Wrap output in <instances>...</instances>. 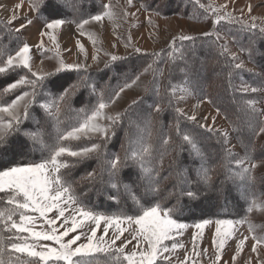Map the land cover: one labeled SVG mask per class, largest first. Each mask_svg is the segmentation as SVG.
Returning <instances> with one entry per match:
<instances>
[{"label": "snow or ice", "instance_id": "6c2138e0", "mask_svg": "<svg viewBox=\"0 0 264 264\" xmlns=\"http://www.w3.org/2000/svg\"><path fill=\"white\" fill-rule=\"evenodd\" d=\"M27 2L28 11L34 13L35 20L42 24L39 42L29 44L20 35L22 30L34 24L32 18L24 17L25 22L14 30L7 26L0 30V78L15 76L0 88V149L7 151L9 145L19 144L22 148L30 147L29 156L37 152L39 156L7 163L0 161V264H188L189 261L198 264L193 257L206 255L209 251L208 248L197 250L206 228L209 231L214 229L212 264H220L230 240L236 241L231 256V264H236L249 239L253 241L250 252L255 258L249 255L243 264H264L261 256L264 235L255 234L251 226L250 235L240 233V226L249 222L248 213L254 209L264 211V202H258L264 200V196L258 198L250 191L254 180L252 174L257 167L264 166V159L255 158L247 146L242 156L233 152L228 130L217 127L216 120L223 115L234 131L237 123L230 118L227 109L212 98L204 96L187 111L176 106L192 93L186 86L188 79L184 68L180 69L185 73L183 82L174 83L170 78L171 66L177 60L186 62L183 42L204 39L218 48L219 55L224 57L229 87H233V76L245 71V65L236 53L230 52L227 37L217 26L227 23L239 31L259 32L264 36V26L256 23L257 19L264 23V18L252 16L250 4L247 6L249 16L245 20L244 10L240 9L241 16L237 17L234 15L236 9L228 10V3L217 5L214 0H190L195 8L203 10L206 19L211 20V30L202 32L199 37L186 34L172 37L166 49L150 53L134 44L129 32L126 38L117 37L118 40L125 39V48L132 50L121 56L97 47L102 41L90 26L102 25L105 19L113 22L117 18L128 23L143 10L148 13V24L157 29L152 17L160 13L144 0L138 8L134 0H125L120 13L115 11L111 2L104 3L103 0H87L88 11L81 10L86 0ZM93 5H97L95 11H91ZM23 6L24 0L14 6L8 25L20 18L17 13ZM129 8H136V11H129ZM70 24H75L79 37L86 36L91 42L95 49L91 56L77 39L76 48L83 59L67 62L64 58L58 33ZM152 35L150 33V37ZM45 37L52 47H47ZM112 47L115 48L116 44ZM240 50L246 51L243 47ZM69 51L63 49V52ZM101 52L108 58L103 61L105 68L129 59L130 55L141 57L144 63L141 70L126 76L122 84L109 91L106 87H99L89 73L91 65L88 60L101 62ZM36 53L42 57L41 65L44 59H55L53 70L42 67L34 70ZM48 53H54V56ZM161 62L170 65L168 77L164 76V69L158 67ZM149 72L153 79L150 87L144 88L145 95L133 99L123 111L116 110L123 94L136 87L141 76ZM162 80L167 81L163 87ZM82 89L88 94L85 102L82 107L73 108L72 101ZM238 91L242 94L264 92V83L256 87L242 81ZM204 102L212 104L215 115L209 113L198 117L196 109ZM260 102L258 99L242 101L243 109L253 119L259 117L256 125H250L254 137L264 134V110L256 107ZM165 105L175 113L167 130L159 124ZM38 111L55 130L51 142L44 138L42 128L28 126L32 122L40 124L36 115ZM133 112L144 113L140 123L135 124L136 133L130 135L125 129L121 151L110 152L109 144L125 121L129 126L134 123L130 119ZM68 113L73 115L68 116ZM188 122L204 130L206 135L198 137ZM201 140H215L223 151L221 189L228 180L241 182L237 191L246 206L239 217L222 218L215 214L216 218L201 217L192 224L182 221L178 208L181 198L189 202L200 201L208 191L216 188L217 168L209 164L210 154L200 147ZM185 146L191 157V167L179 168L175 183L170 190H165L160 177L164 160L170 150L179 156ZM88 161H95L96 167L76 179L73 172ZM172 163L175 164L176 160L173 159ZM125 169L137 170L129 175L128 183L122 178ZM132 175L136 179H132ZM167 179L169 177L163 178ZM246 183L249 187H244ZM85 184L89 187L102 185L109 201L119 204L123 196L125 201L132 202V207L116 214L97 211L85 202L87 193L81 190ZM165 191L166 195L163 194ZM172 198L177 204L169 206L168 201ZM189 228L195 229L191 253L179 239ZM178 250H184L183 259L176 255Z\"/></svg>", "mask_w": 264, "mask_h": 264}, {"label": "rangeland", "instance_id": "374dc122", "mask_svg": "<svg viewBox=\"0 0 264 264\" xmlns=\"http://www.w3.org/2000/svg\"><path fill=\"white\" fill-rule=\"evenodd\" d=\"M21 0H0V30L5 29L4 25L7 22L5 17L9 19L12 15V10L17 3H20ZM104 3H109L114 6L115 11L120 13L121 7H125V0H103ZM144 2L151 5V8L157 10L160 15L153 16V21L155 25H158L157 29H154L151 25L148 24L147 15L148 13L141 10L137 13V18L130 19L128 23H124L122 19L117 18L113 22H109L107 19L103 22L102 25H91L90 30L97 32L100 41L102 44H98L97 47H102L104 50L112 52L117 55L125 56L132 52L131 48H125V39H117L118 36L126 38L127 35L131 34L133 43L141 47L146 52L160 51L161 49H166L168 43L171 41L172 37L179 36L180 34L193 35L199 37L202 32L209 31L212 29V24L210 19H206L202 9L195 8L190 0H144ZM207 2V0H204ZM215 4H224L228 3V9H245L249 4L252 6L251 14L259 13L264 10V0H235L234 3L230 0H214ZM141 0H134L136 7H140ZM244 6V7H243ZM97 5H93L91 11L96 10ZM82 11H88L87 0L81 9ZM129 11L135 12L136 8H129ZM69 11V17L71 16V9ZM239 11V10H238ZM240 12V11H239ZM237 13V12H236ZM20 18L14 21V26L11 28L19 27L21 23H24V17L34 19V24L28 26L22 30L21 35L25 38L29 44L38 43L40 40L39 30L42 27V24L39 20H35V14L28 11V2L24 0L23 9L19 10L17 13ZM240 17V15H236ZM197 17V18H193ZM243 19L247 20L243 17ZM258 26H264L262 23L257 22ZM135 24V27H130V25ZM116 25H120L117 27ZM222 34H225L228 41V48L230 52H234L239 56V59L244 62L245 71L240 73L239 76L234 75L232 79L233 87H229L228 78H227V67L225 66L224 57L219 55V49L210 45L207 40L197 39L195 42L184 41L182 47L186 50V62L184 60H177L175 65H172L171 80L174 83L183 82L185 79V73L181 72L180 69L184 68L187 73V87L191 91L190 96H186L184 100L178 102L176 106L185 109L186 111L192 108L193 105H196L200 99L204 96L210 97L217 102L222 108L227 109L230 118L237 123V130L234 131L232 125L228 120L223 118V115L217 117L216 126L227 129L229 132L230 147L237 155L245 154V147L247 146L248 150L252 152V155L258 159H264V134L254 137L251 131L250 125H256L259 117L253 119L249 113H247L242 106V101L246 99H258L261 100L260 103L256 105L258 109L264 110V92L257 93H247L242 94L238 89L242 86V81L250 86H261L264 83V36L255 33L242 32L239 31L235 26L224 23L223 26H217ZM150 33L153 35L150 37ZM235 37V39H233ZM80 41L88 49L89 55L95 51L91 42L88 38L79 37L75 24L66 25L58 33V40L62 50V54L67 62H74L78 59H83L82 56L78 54L76 48V41ZM38 41V42H37ZM116 44V47L113 48L112 45ZM177 45L181 46L180 42L177 41ZM47 47H49L47 45ZM241 47L245 48L246 51H241ZM63 49H70L69 52H63ZM249 53L251 55H249ZM49 56H54V53H48ZM101 62L93 63L91 59L88 60V64L91 65L89 73L91 79L94 80L99 87H106L109 91L111 89L117 88L118 85L122 84L126 76H131L135 72L141 70V66L144 61L141 57L137 55H130L129 59L124 61H118L116 64L112 65L110 68H105L103 61L108 58L103 55V52L100 53ZM41 55L36 53L35 55V64L34 70H39L41 67L45 70H53V67L56 63L55 59H44L43 64L41 65ZM166 59V58H165ZM158 67L164 69V76H169V67L170 65L164 62H161ZM251 70V71H247ZM95 72H97L95 74ZM100 73V75H99ZM100 77V78H99ZM15 76L11 75L10 79H14ZM75 79V78H74ZM153 79L152 74L145 73L141 76V79L138 85L132 89H128L126 93L123 94V99L115 106L116 110L123 111L133 99L137 97L144 96V88L150 87V81ZM166 80H162L163 84L166 83ZM235 89V90H234ZM87 90L82 89L80 93L77 94V97L72 101L73 108L82 107L85 99L87 97ZM7 100V96L4 97ZM151 102V99L150 101ZM165 110L159 117V124L164 126V129L167 130L168 126L173 122V116L175 115L172 108H167L165 105ZM198 117L207 115L211 113L215 115V109L212 104L204 102L196 109ZM37 117L40 118V124L37 125L35 122L30 123L28 126L36 129L42 128L44 131V138L50 142L51 137L55 134V130L50 123H46L42 117V112L36 113ZM73 113L70 114V116ZM143 112H133L130 114V119L134 123L129 126V122L126 120L124 125L120 130L117 131L116 138H114L109 144L110 152H120V145L125 139V129L128 130L130 135L136 133V123H140L141 118L143 117ZM203 123V121H201ZM211 123V121H209ZM158 124V127H159ZM189 128L194 129V134L198 137H203L206 135L204 130L195 128V125L188 122ZM30 145V142H28ZM200 147L206 153H209V164L211 165L212 160L218 162L219 171L222 173L224 171L222 165L224 163L223 151L215 143V140L204 141L201 140ZM30 147H21L19 144H11L8 147L7 151L0 149V161L7 163L10 161H20L31 159L39 156V153H35L34 156H29ZM3 156V157H2ZM5 156V157H4ZM180 158V159H179ZM173 159L176 160V163L173 164ZM215 162V163H216ZM198 163V161H197ZM163 170L166 169V172L161 176L162 186L165 190H170L173 183H175V173L179 168L182 167H191V157L188 155L187 146L185 150L179 153L177 156L175 151L170 150V154L164 160ZM96 167L95 161H88L85 164L80 165L74 172L73 176L76 179L86 171H90L91 168ZM136 169H125L122 173V178L125 183L129 182V175L135 173ZM168 171H172L169 175ZM256 176L251 182L250 188L253 187L254 182H257L258 189L264 192V166L257 167L254 172ZM191 174V173H190ZM164 177H169L167 180H163ZM132 179H136L135 175H132ZM220 179L216 181V188L210 190L207 193V196L202 198L200 201L189 202L186 198L185 201L189 202L191 205L197 206V208H202L200 215H194L192 222H186L192 224L198 222L197 219L201 217H211L214 212L212 209L215 206V203H220L223 192L232 193V196H236L237 188L240 184L235 186L225 188V184L222 189L220 186ZM230 185V184H229ZM237 186V188H235ZM232 189V190H231ZM81 190L86 193H91V198H94L96 194H99L100 197L104 200L103 204L106 206L103 210L95 208L97 211L104 212L107 214H116L122 210L127 211L132 205L130 201H125L122 196L123 203H127L128 209H122V207H116L109 203L107 198L108 193L105 191L102 185L97 184L95 187H89L88 185H82ZM238 193V192H237ZM167 194V191L163 193ZM90 195V194H89ZM84 197L85 202L91 206L88 196ZM264 195V193H263ZM176 200L172 198L168 201L169 206L173 205ZM108 201V202H106ZM240 201V199H239ZM210 207V208H209ZM205 208V209H204ZM199 212V211H198ZM248 223L240 226V233L243 235H250L249 226L253 229L255 234L264 235V211H257L254 209L251 213L247 214ZM59 223V222H58ZM195 231L193 228H189L183 236L179 239L186 245V248L191 253L192 248V234ZM214 234V229L209 231L208 228L204 231V236L202 241L199 243L198 251L203 248H208L209 251L206 255H201L200 257H193L198 261V264H212L214 260V254L212 249V236ZM252 240L249 239L244 247L241 256L237 258L236 264H243V261L246 260L249 255L255 254L250 252ZM51 243V242H48ZM236 246L235 240H230L225 246L224 254L220 264H223L224 261H228L231 264V256L234 254ZM180 259H183L184 250H178L176 254ZM261 256L264 257V250L261 251ZM211 258V259H210ZM191 264V261L188 262Z\"/></svg>", "mask_w": 264, "mask_h": 264}, {"label": "trees", "instance_id": "16d2710c", "mask_svg": "<svg viewBox=\"0 0 264 264\" xmlns=\"http://www.w3.org/2000/svg\"><path fill=\"white\" fill-rule=\"evenodd\" d=\"M5 24L6 25H4V27L7 26V28L14 30V28L10 27L12 25L9 26L7 24V22ZM257 34H259V32H257ZM259 35H261V34H259ZM21 38L26 41V39L22 35H21ZM5 43H7V38H5ZM96 73L97 72H95V74ZM99 75H100V73H99ZM10 77L11 76H8L7 78H0V88H2L5 83L12 81V79H10ZM72 78L73 79L75 78V74L74 73L72 74ZM79 97L80 96H78L77 98H79ZM70 114L71 113H68L67 115L70 116ZM54 135L55 134H53V136ZM50 142H51V139H50ZM215 162L216 161L212 160L211 165L217 168V172H218L217 181L219 179L222 180V179H224V171H222V173H220V171L218 169V167H219L218 164L219 163L218 162L215 163ZM164 167L166 168V165ZM163 172H166V169L161 171L160 177L164 174ZM171 173H172V171H168L167 174L170 175ZM252 175H253L254 178H256L254 173ZM235 182H237L236 184H240L241 183L238 180L237 181L228 180V181L225 182V188L227 190H228V188L230 189V187L235 186L234 185ZM244 187H249V185L246 183L244 185ZM163 188H164V186H163ZM235 188H237V186ZM250 191L252 193H254L255 196L258 197V198L264 196L263 195L264 192L262 190H260V188L258 189L257 182L256 183L254 182V185H253V187L250 188ZM237 192H236V194H237L236 196H238V194H239ZM91 193L92 192H88L86 194V195L90 194L87 199H89L88 201L90 202L91 206L103 210L106 207L103 204L104 200L100 197L99 194H96L94 198H91ZM239 199H240V201H239ZM123 201L124 200L121 199V202L119 204L114 203L112 201H109V203L112 204V205H116V207H120L121 206L122 209H126L127 210L129 205L127 203H123ZM106 202H108V201H106ZM174 202H175L174 204H177V200H174ZM258 202H264V200H258ZM129 203L132 205L131 201ZM215 204L216 205L212 207L213 208L212 210L214 211L212 213L213 215H211L212 218H216L215 214H219L220 217H222V218L225 217V216H227V217H239L240 215H242V209L246 206V201L244 199H242L240 196H239V198L235 197V196H232V193H229V191H228V192H223L220 203H215ZM178 208H179V212L181 214V218H182L183 222H192L191 220L194 218V215H197V214L200 215V211L202 210V208H197V206H195L193 204L191 205L189 202H186L185 198H181L180 199L179 204H178ZM197 220H199V219H197Z\"/></svg>", "mask_w": 264, "mask_h": 264}, {"label": "crops", "instance_id": "0c3cea01", "mask_svg": "<svg viewBox=\"0 0 264 264\" xmlns=\"http://www.w3.org/2000/svg\"><path fill=\"white\" fill-rule=\"evenodd\" d=\"M244 7V6H243ZM229 11H231V9H228ZM240 10L239 8L235 11L234 15H240L241 16V13L238 11ZM244 10V13H243V17L248 19V7H246ZM237 12V13H236ZM252 16H256L258 18H264V10L260 11L259 13H256V14H251ZM5 20L8 21V19L5 17ZM257 22H260L262 23L261 19H257ZM264 25V23H262ZM12 26H14V22L11 24ZM17 28V27H15ZM14 28V29H15ZM26 39V37H25ZM45 42H46V45H48L49 47H52L51 45V42L47 41V37L44 38ZM38 42V41H37Z\"/></svg>", "mask_w": 264, "mask_h": 264}]
</instances>
